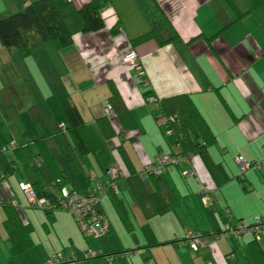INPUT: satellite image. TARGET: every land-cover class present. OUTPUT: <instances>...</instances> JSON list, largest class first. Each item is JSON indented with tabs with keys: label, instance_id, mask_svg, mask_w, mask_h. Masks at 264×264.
Here are the masks:
<instances>
[{
	"label": "crops",
	"instance_id": "obj_1",
	"mask_svg": "<svg viewBox=\"0 0 264 264\" xmlns=\"http://www.w3.org/2000/svg\"><path fill=\"white\" fill-rule=\"evenodd\" d=\"M32 1L4 0L0 16ZM90 3L104 27L84 33L78 10ZM57 4L72 35L69 46L34 47L32 34L27 55L0 46V264H44L57 253L74 256L71 264H264V229L258 243L222 234L226 209L234 222L264 219V0ZM144 22L164 44L151 38L133 46ZM131 51L140 72L122 61ZM179 95L190 98L207 126L206 156L182 153L150 100ZM64 100L84 121L90 143L83 153L67 130ZM184 123L197 135L191 118ZM11 143L15 148L2 153ZM169 154L185 160L158 180L140 176L145 165ZM238 156L260 166L240 179ZM115 165L123 176L118 193L101 199L109 233L99 238L83 236L66 211L32 208L21 189L62 173L63 187L82 192L91 173L103 182ZM187 169L194 174L183 175ZM202 190L210 194L206 203ZM153 195L167 204L164 212H154ZM193 235L202 237L197 250L189 243ZM88 252L97 256L85 258ZM120 253L127 255L115 257Z\"/></svg>",
	"mask_w": 264,
	"mask_h": 264
},
{
	"label": "trees",
	"instance_id": "obj_2",
	"mask_svg": "<svg viewBox=\"0 0 264 264\" xmlns=\"http://www.w3.org/2000/svg\"><path fill=\"white\" fill-rule=\"evenodd\" d=\"M78 14L82 21V31L84 33H94L103 29L104 22L100 11L93 4L90 3L83 6L78 10ZM140 26L136 27L138 28V36L136 35V38L131 39L133 46L151 38H156L160 44L165 43L158 39L155 31L145 22L140 24ZM31 34L36 40L34 47L52 43L57 49H62L72 43V35L63 21L57 0H34L18 12L4 13L0 16V46L2 48L6 50L17 48L23 55H27L32 48L29 46ZM113 98L114 94L107 102L112 110L113 107L110 101ZM154 99L166 118V125L176 135L177 141L181 145L182 153H185V155L199 153L206 156L205 149L210 144L209 133L204 120L194 108L190 98L185 95H179L166 100H159L156 97ZM63 111L67 119V130L71 134L75 146L82 153L85 152L89 148L90 140L84 133L85 124L80 113L75 106L66 100L63 101ZM186 117L191 118L197 128L198 132L194 137L190 136L186 131L187 127L184 123ZM201 133L205 134V136L201 135ZM38 160L43 162L44 159L38 158ZM63 176L62 173H57L48 182H41L37 179L31 185L36 198L53 197L52 192L61 187ZM161 176L152 177L158 180ZM151 202L156 213H162L167 208V204L160 195H153ZM253 242L258 243L257 240Z\"/></svg>",
	"mask_w": 264,
	"mask_h": 264
},
{
	"label": "built area",
	"instance_id": "obj_3",
	"mask_svg": "<svg viewBox=\"0 0 264 264\" xmlns=\"http://www.w3.org/2000/svg\"><path fill=\"white\" fill-rule=\"evenodd\" d=\"M124 63L134 66L140 72V66L137 62L136 54L131 51L129 54L122 58ZM154 101V98H150ZM105 112L107 115L111 114L110 106L107 103L105 106ZM63 125L61 129L63 130ZM165 133L173 134L174 132L165 125ZM15 148V144L11 143L1 149L2 153L7 152ZM185 159L180 155H164L156 161V163H149L144 166L141 171V177L147 176H160L165 173L169 168L177 166L181 161ZM236 163L239 168L240 179L243 178L244 173L252 166H260L258 163L247 162L242 156L236 158ZM194 174L192 169L183 171V175L191 176ZM123 176L121 169L115 165L108 169L107 177L105 181L98 180L92 173L90 174V182L82 192H77L72 189L65 188L61 185L56 191L52 192L51 198L37 199L31 186L21 185L22 191L25 193L30 206L34 209H43L48 212L66 211L75 220L81 233L85 237L99 238L109 233V223L101 208V199L105 194H117L118 193V181ZM203 199L206 203L209 197V191L202 190ZM224 214L225 228L222 234L226 237H233L235 239H241L244 236H253L255 240H259V235L264 229V219H259L251 225H247L243 221H233V215L230 210L226 209ZM202 237L200 235H193L189 239V243L193 250H197L201 245ZM127 253H120L115 257H124ZM97 254L88 252L85 258L96 257ZM114 256H108L107 259L111 261ZM77 259L72 256L70 258L65 257L61 253H57L47 259L44 264H71Z\"/></svg>",
	"mask_w": 264,
	"mask_h": 264
},
{
	"label": "rangeland",
	"instance_id": "obj_4",
	"mask_svg": "<svg viewBox=\"0 0 264 264\" xmlns=\"http://www.w3.org/2000/svg\"><path fill=\"white\" fill-rule=\"evenodd\" d=\"M3 1H4V0H0V3H3ZM60 1H62V0H58V3H59ZM4 51H6V50H4ZM14 51H15V49H14ZM13 53H15V52H13ZM15 61H16V60H15ZM12 66H14V65L12 64ZM18 74H19V73H15L16 76H17ZM22 74H24V72H23V70H22V68H21V73H20V75H19V76H21V78L16 79V81L18 82L17 85H19V86H21L22 83H24V79H23ZM43 89L46 90L45 85H43ZM37 91H38V90H37ZM37 94H38L39 96L41 95L39 91L37 92ZM44 101H45V100H44ZM49 101H50V100H49ZM45 105L48 106L47 104L41 103V107L44 108V109H46V111H47L48 109H47V107H46ZM39 106H40V105H39ZM110 110H111V109H110ZM111 112H112V110H111ZM60 128H61V127H60ZM109 169H110V168H109ZM106 177H107V175H106ZM65 184H66V183H65ZM65 186H68V185H65ZM259 219H260V218L257 217L256 219H253L252 222L258 221ZM247 225H250V224H247ZM224 228H225V224H223L222 232L224 231Z\"/></svg>",
	"mask_w": 264,
	"mask_h": 264
}]
</instances>
